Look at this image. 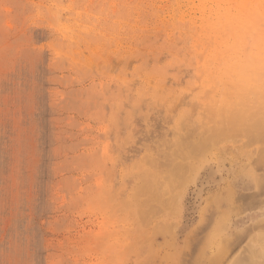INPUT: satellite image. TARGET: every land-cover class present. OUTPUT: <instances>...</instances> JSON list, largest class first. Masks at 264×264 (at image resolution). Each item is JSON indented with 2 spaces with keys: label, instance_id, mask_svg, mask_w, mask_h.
<instances>
[{
  "label": "rangeland",
  "instance_id": "obj_1",
  "mask_svg": "<svg viewBox=\"0 0 264 264\" xmlns=\"http://www.w3.org/2000/svg\"><path fill=\"white\" fill-rule=\"evenodd\" d=\"M214 1L0 0V264L264 262L227 194L264 174V0Z\"/></svg>",
  "mask_w": 264,
  "mask_h": 264
},
{
  "label": "bare ground",
  "instance_id": "obj_2",
  "mask_svg": "<svg viewBox=\"0 0 264 264\" xmlns=\"http://www.w3.org/2000/svg\"><path fill=\"white\" fill-rule=\"evenodd\" d=\"M203 1V0H202ZM209 1V0H208ZM211 1V0H210ZM216 1V0H215ZM214 1V2H215ZM241 1H243V0H240L239 2H241ZM259 1V0H258ZM238 2V3H239ZM244 2V1H243ZM255 2H256V0H255ZM262 3H263V1H262ZM218 5H219V2L217 3ZM263 5V4H262ZM221 6V5H220ZM238 6H240V5H238ZM222 7V6H221ZM216 9H218V8H216ZM219 9H221V8H219ZM215 10V9H214ZM232 12V11H231ZM213 16V15H212ZM230 18V17H229ZM263 24V23H262ZM261 24V25H262ZM234 26V25H233ZM235 27V26H234ZM246 29H248L247 27H245ZM257 32V31H256ZM254 36L256 35V33L255 34H253ZM259 35V37H258V39H260L261 37H260V34H259V32L257 33V36ZM264 35V34H263ZM257 36H255L254 38L256 39L257 38ZM263 41H261V43H262ZM263 44H264V42H263ZM263 44H261V47L262 48H264L262 45ZM232 45V44H231ZM230 45V46H231ZM260 47V48H261ZM234 47H232V49H233ZM236 48H237V46H236ZM235 48V49H236ZM239 48V47H238ZM255 48H256V45H255ZM261 48V49H262ZM235 49H233V52L235 51ZM261 49H259L260 51H259V53H257L258 51H254V53L251 55V59L250 60H253V64L251 63V65H249V67H247V68H244L247 72H249L250 70H251V73L253 74V76L255 77V79L258 81L259 79H260V73L262 72V71H264V53L263 54H261L262 52H264V49H262V51H261ZM227 50V49H226ZM256 50H258V49H256ZM237 51V50H236ZM241 52H243V51H241ZM246 53H248V52H246ZM222 54H223V52H222ZM236 54V53H235ZM254 54H257V55H254ZM236 55H238V54H236ZM243 55V54H242ZM228 56V55H227ZM227 56H226V58H227ZM235 56V55H234ZM225 57V56H224ZM224 57H223V59H224ZM235 57H237V56H235ZM239 57H241L240 55H239ZM238 57V58H239ZM231 58V57H230ZM225 60V59H224ZM233 60V59H232ZM250 60H248V61H250ZM254 60H255V62H254ZM232 62H234V61H232ZM228 64V63H227ZM220 69V68H219ZM218 69V70H219ZM243 69V70H244ZM222 70V69H221ZM237 74V73H236ZM225 76H226V74H225ZM220 77H221V74H220ZM242 77V76H241ZM253 77V78H254ZM237 78V77H236ZM239 83V82H238ZM210 85V84H209ZM251 86V85H250ZM251 87H253V86H251ZM209 88V87H208ZM257 88V87H256ZM205 93V92H204ZM244 93V92H243ZM248 94V93H247ZM247 94H245V95H247ZM249 94H258V92H256V91H254V90H251L250 92H249ZM244 95V94H243ZM245 97V96H244ZM249 97V96H248ZM247 97V98H248ZM245 99V98H244ZM218 100V99H217ZM262 101V100H261ZM261 105V104H260ZM258 106V105H257ZM245 107V106H244ZM248 112V111H247ZM241 116V115H240ZM239 118V117H238ZM258 119V118H257ZM259 120V119H258ZM220 121V120H219ZM235 121H236V119H235ZM259 122V121H258ZM263 122V121H262ZM233 123V122H232ZM260 123V122H259ZM247 124V123H246ZM263 125V124H262ZM233 126V125H232ZM240 126V125H239ZM255 126V125H254ZM256 126H257V124H256ZM231 127V126H230ZM244 127V126H243ZM251 127H252V125H251ZM240 128V127H239ZM245 128H247V127H245ZM222 129V128H221ZM227 129V128H226ZM242 129V128H241ZM251 129V128H250ZM229 130H231V129H229ZM235 130V129H234ZM234 130L232 131V133L234 132ZM239 130V129H238ZM244 132H249L250 130H249V128H247V130H245L244 128L242 129ZM223 132V131H222ZM229 132V131H228ZM227 132V133H228ZM243 132V133H244ZM238 133V132H237ZM236 133V134H237ZM259 133V132H258ZM229 134H231V132L229 133ZM246 134H248V133H246ZM238 135V134H237ZM236 135V136H237ZM242 135V134H241ZM258 135V134H257ZM213 136V135H212ZM247 137V136H246ZM262 137V136H261ZM237 138V137H236ZM186 139V138H185ZM188 140V139H187ZM264 140V139H263ZM263 142V141H262ZM185 144V143H184ZM187 144V143H186ZM202 147V146H201ZM234 147V146H233ZM186 148V147H185ZM203 150V149H202ZM253 153V152H252ZM199 156H200V154H199ZM198 157V156H197ZM202 157V156H201ZM232 157V156H231ZM184 158V157H183ZM208 159V158H207ZM207 159H205L206 160V163H204V162H202L201 164H200V166H199V168L197 169V171H196V175H195V177H194V180H195V183L197 182L198 184V186H197V189L196 190H198V196L200 197V195H201V193L203 192V190H204V188L205 187H208L209 186V188L210 189H214V188H220V184H222V182H224V178H223V176L221 175L222 174V172H224L223 171V168H219V166H218V164L217 163H212L211 161H209V160H207ZM204 160V159H203ZM227 160V159H226ZM216 162V161H215ZM249 162V161H248ZM160 164V163H159ZM253 164V163H252ZM162 166V165H161ZM223 166V165H222ZM221 166V167H222ZM188 168V167H187ZM194 168V167H193ZM229 168V167H228ZM243 169V168H242ZM263 170L264 171V155L262 156V158L260 157V159L258 158L257 160H256V167L254 168V170ZM225 170V169H224ZM193 171H194V169H193ZM192 171V173H194ZM234 173V172H233ZM236 173V172H235ZM235 173L233 174V177H232V180H233V182H232V190H230V189H228V191H227V194L232 198V203H235V201H236V203H237V201H239L240 203H241V205L240 206H247L248 208H260V211H261V214H260V216H264V174L263 175H256L255 176V173L254 172H250L249 170L248 171H246V172H244V174H242L240 177H238V176H235ZM218 175H219V177H218ZM232 175V174H231ZM228 176V175H227ZM226 176V177H227ZM231 177V176H230ZM191 178H192V176H191ZM227 179V178H226ZM229 181V180H228ZM218 182H220V183H218ZM215 183H217V184H215ZM230 183V182H229ZM225 184V183H224ZM231 186V185H230ZM236 188H238V189H240V190H249V191H251V190H254V192L251 194V195H238L237 196V191H235V189ZM194 192V191H193ZM196 192V191H195ZM224 192H226V191H224ZM243 194V193H242ZM195 195V194H194ZM222 204V203H221ZM230 204V203H229ZM226 205V204H225ZM231 205V204H230ZM236 206H238V205H236ZM235 206V207H236ZM237 208V207H236ZM238 208H240L239 206H238ZM243 208V207H242ZM244 209H245V207H244ZM238 210H240V209H238ZM242 210V209H241ZM260 216H252L251 218H249V221H254L255 219L256 220H258L259 218H261ZM258 218V219H257ZM213 221V220H212ZM257 222V221H256ZM248 224V223H247ZM254 224V223H253ZM252 224V225H253ZM255 226V225H254ZM256 226L257 227H263L264 226V220H262V221H260L259 223H257L256 224ZM242 228V227H241ZM244 228V227H243ZM260 228V229H261ZM170 229V228H169ZM236 229V228H235ZM239 229V228H238ZM240 230V229H239ZM244 230V229H243ZM235 231V230H234ZM251 231V230H250ZM249 231V232H250ZM240 232V231H239ZM240 234V233H239ZM245 235V234H244ZM235 237V236H234ZM238 238V241H239V243H240V241H241V237H237ZM243 238V237H242ZM234 239V238H233ZM239 245V244H238ZM229 248V247H228ZM251 247H249V249H250ZM230 249H233V247H230ZM247 249V248H246ZM252 249V248H251ZM264 249V248H263ZM244 250V249H243ZM261 250V249H260ZM252 252H253V250H252ZM254 252H255V250H254ZM258 253V252H257ZM255 253H253V255H254ZM226 255V254H225ZM244 255H245V253H244ZM243 255V256H244ZM261 256V255H260ZM264 257V256H263ZM239 264H241L240 262H239ZM255 264H257V262L255 263ZM258 264H264V262L262 261V263L260 262V263H258Z\"/></svg>",
  "mask_w": 264,
  "mask_h": 264
}]
</instances>
